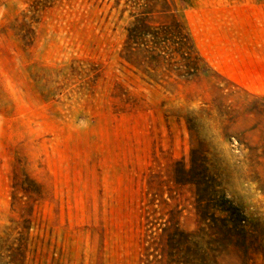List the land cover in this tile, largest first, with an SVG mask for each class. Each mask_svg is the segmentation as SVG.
<instances>
[{"label":"rangeland","instance_id":"374dc122","mask_svg":"<svg viewBox=\"0 0 264 264\" xmlns=\"http://www.w3.org/2000/svg\"><path fill=\"white\" fill-rule=\"evenodd\" d=\"M124 1L0 0V264H264V0H184L176 79Z\"/></svg>","mask_w":264,"mask_h":264},{"label":"trees","instance_id":"16d2710c","mask_svg":"<svg viewBox=\"0 0 264 264\" xmlns=\"http://www.w3.org/2000/svg\"><path fill=\"white\" fill-rule=\"evenodd\" d=\"M119 3L116 4V7ZM184 0H125L122 12H128L125 38L119 57L130 67L153 79L155 74L185 77L210 69L179 18ZM157 16L167 20L152 21Z\"/></svg>","mask_w":264,"mask_h":264}]
</instances>
